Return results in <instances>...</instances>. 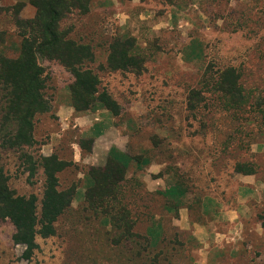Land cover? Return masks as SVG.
<instances>
[{"label": "rangeland", "instance_id": "1", "mask_svg": "<svg viewBox=\"0 0 264 264\" xmlns=\"http://www.w3.org/2000/svg\"><path fill=\"white\" fill-rule=\"evenodd\" d=\"M25 2H0V51L8 57L18 43L16 20H26ZM61 28L91 48L87 66L118 105L117 152L137 160L126 167L122 191L130 235L85 203L91 168L73 166L58 178L60 189L77 186L75 198L55 234L36 237L29 260L12 241L13 226L0 219V264H264V0H92L87 14L73 12ZM116 38L134 41L141 71L105 69ZM39 63L52 101L58 65ZM232 70L245 109L225 111L227 99L206 94L197 111L188 110L205 71ZM51 112L34 118L38 145L24 150L34 159ZM0 158L10 189L37 198L39 217L41 169L30 178L18 153L0 149ZM248 178L256 184L241 194ZM167 192L169 199L161 195ZM232 210L239 214L233 225L222 218Z\"/></svg>", "mask_w": 264, "mask_h": 264}, {"label": "trees", "instance_id": "2", "mask_svg": "<svg viewBox=\"0 0 264 264\" xmlns=\"http://www.w3.org/2000/svg\"><path fill=\"white\" fill-rule=\"evenodd\" d=\"M91 2L27 0L36 11L35 17L16 20V28L20 32L17 34L14 56L8 57L4 48V51H0V149L18 153L22 165L27 166L30 178L37 174L38 169H41L44 176L38 217L37 198L34 195L17 196L10 189L9 177L0 166V219L9 221L13 226L12 241L24 248V260H29L34 254L38 235L48 238L55 234L56 222L69 208L77 193L76 185L60 189L59 184L58 176L73 167L72 163L60 160L55 155H38L34 159L24 152L38 145L33 135L34 118L52 111L51 101L45 94L48 77L39 61L56 63L72 75L74 81L68 90L70 105L75 112L84 113L101 107L114 117L118 113L117 103L104 90H100L98 76L87 66L93 61L91 48L72 40L69 33L61 28V22L73 12L87 14ZM132 50V39H114L108 46L105 69L114 72L141 71L142 64L131 53ZM216 75L205 71L201 87L189 93L187 100L190 112L194 113L204 104L206 94L227 99L228 105L221 103L225 111L238 112L245 109L244 102H238L242 96L238 91L235 72L232 70ZM225 77L229 81L228 85H223ZM122 158L121 154L112 150L104 167L89 169L85 176L88 186L84 201L88 206L103 212L118 227L124 226L129 236L132 223L128 211L122 205V191L126 167L128 163L137 160ZM161 195L166 199L173 196L169 192Z\"/></svg>", "mask_w": 264, "mask_h": 264}, {"label": "crops", "instance_id": "3", "mask_svg": "<svg viewBox=\"0 0 264 264\" xmlns=\"http://www.w3.org/2000/svg\"><path fill=\"white\" fill-rule=\"evenodd\" d=\"M35 14V9L25 2L21 11L22 18L30 20L35 17ZM58 71L60 73L55 85L56 90L51 98L52 118L44 123L41 130L43 135L36 138V140H43L40 155L42 157L55 155L60 160L80 168H102L112 150L121 152L117 145L119 141L114 127L115 117L101 107L84 113L75 112L70 105L68 90L74 79L59 65ZM54 72L57 74V70ZM61 74L67 79H60ZM255 184L254 179H245L240 187L242 189L240 193L252 192ZM241 203L242 201L239 205ZM238 216V211L232 210V213H225L222 218L232 222L233 225Z\"/></svg>", "mask_w": 264, "mask_h": 264}]
</instances>
